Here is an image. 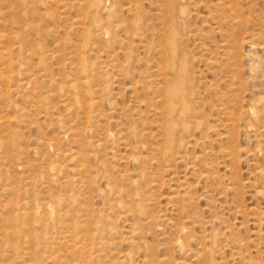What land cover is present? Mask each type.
<instances>
[{
	"label": "rangeland",
	"instance_id": "1",
	"mask_svg": "<svg viewBox=\"0 0 264 264\" xmlns=\"http://www.w3.org/2000/svg\"><path fill=\"white\" fill-rule=\"evenodd\" d=\"M0 264H264V0H0Z\"/></svg>",
	"mask_w": 264,
	"mask_h": 264
},
{
	"label": "bare ground",
	"instance_id": "2",
	"mask_svg": "<svg viewBox=\"0 0 264 264\" xmlns=\"http://www.w3.org/2000/svg\"><path fill=\"white\" fill-rule=\"evenodd\" d=\"M174 40H175V38H174ZM180 83H181V81H180ZM177 86V85H176ZM179 87V86H178ZM185 87V86H184ZM174 89V88H173ZM184 89V88H183ZM183 91V90H182ZM182 91H180V92H182ZM178 96H179V89H177V90H171V92L168 94V100H169V103H170V106H169V114L171 115V116H174V114L177 112V98H178ZM188 113V112H187ZM186 113V111H184V115L185 114H187ZM173 127V126H172ZM174 132H175V130H174ZM173 128L171 129V133H170V135H172L173 136Z\"/></svg>",
	"mask_w": 264,
	"mask_h": 264
}]
</instances>
